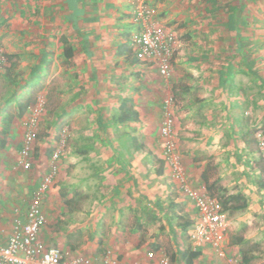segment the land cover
Segmentation results:
<instances>
[{"label": "rangeland", "instance_id": "1", "mask_svg": "<svg viewBox=\"0 0 264 264\" xmlns=\"http://www.w3.org/2000/svg\"><path fill=\"white\" fill-rule=\"evenodd\" d=\"M88 1L96 24L82 26L61 0H0V46L13 55L0 71V209L6 221L24 213L65 133L57 172L42 199L44 240L69 255L95 258L117 244L146 256L164 252L169 264H185L180 253L189 245L188 232L180 224L194 210L163 151L162 105L171 97L187 184H194L187 167L190 173L207 167L220 202L224 175H235L234 181L243 174L248 150L261 156L255 141L258 131L264 134V0H144L180 42L168 77L132 61L128 50L117 54L137 28L132 10L139 0H97L102 7L96 12L97 1ZM50 2L53 9L45 10ZM65 45L73 47L72 57ZM219 71L227 74L225 84L218 82ZM184 85L188 91L177 94L175 88ZM38 95L45 108L25 168L19 145ZM122 97L138 111V121L112 122ZM237 213H231L234 247L229 242L223 256L200 247L193 264H238L243 257L264 264V213L243 220Z\"/></svg>", "mask_w": 264, "mask_h": 264}, {"label": "built area", "instance_id": "2", "mask_svg": "<svg viewBox=\"0 0 264 264\" xmlns=\"http://www.w3.org/2000/svg\"><path fill=\"white\" fill-rule=\"evenodd\" d=\"M132 17L137 28L130 37L129 45L137 63L155 67L163 77L170 76L173 73L172 61L180 50L176 32L163 25L144 0L137 1L132 10ZM6 62V55L0 46V67ZM171 100V97L164 99L159 132L163 138L164 154L168 157L174 175L179 180L183 192L191 198L195 206L196 215L188 231V240L194 251L205 245L218 251L226 238L228 218L220 202L210 195L204 186L192 188L185 180L176 151ZM44 108L45 99L41 95H38L29 107L19 150V162L25 168L30 167L32 163L36 127ZM65 139L64 133L61 135L60 144L53 151L47 172L33 189L24 213L12 218L9 233L0 238V264H169V257L164 252L157 256H147L145 260L135 258L126 261L120 258L114 249L105 247L97 257L92 258L69 255L59 246L44 240L41 228L46 223V213L42 199L57 172V159L62 153ZM256 142L264 159V134L261 131L256 133Z\"/></svg>", "mask_w": 264, "mask_h": 264}, {"label": "crops", "instance_id": "3", "mask_svg": "<svg viewBox=\"0 0 264 264\" xmlns=\"http://www.w3.org/2000/svg\"><path fill=\"white\" fill-rule=\"evenodd\" d=\"M86 1H88V0H61L60 3L62 4V7L65 8L66 12H68V15L71 16V18H73V19H77L78 20V23L80 25L84 26L88 22L89 23H91V22L93 23L94 22V24H96V22H95V18L96 17H94V16L92 17V15L88 12V9H90V6H89V4H87ZM91 1H94V0H91ZM91 1H88V2H91ZM97 4L98 5H95L94 4L92 6V8H93L92 11L93 12H96L98 8L100 9L102 7V6H100L101 2L97 1ZM107 4L108 3H103V7L107 6ZM124 5H126V4H124ZM53 7H54V4L52 2H50L49 5H47L46 8H44V9L45 10H51V9H53ZM111 7H112V5H110V8ZM129 11H130V9H129ZM93 12H91V13L94 14ZM129 18H131V16H129ZM129 42H130V39L128 41V47H130ZM130 49H131V47H130ZM116 51H117V48H116ZM130 53L131 54L129 56L131 57L132 61L137 62L136 59L133 56L132 49H131V52ZM117 54L120 55L121 57L124 56V52H122L120 54L117 51ZM5 55H6V53H5ZM142 66H144V65H142ZM1 69H4V67L3 66L0 67V71H1ZM219 76L220 77H218V82L220 81L221 84H225V82L227 80V78H226L227 74L225 75V72L219 71ZM192 82H194V80ZM188 89H189V86L188 85H184V88L182 90H179V88H175L177 94H181L182 92L188 91ZM228 113L229 112H227L226 115L225 114L223 115V117L226 116L225 118L227 120L230 119ZM234 119L235 118L232 117V120H234ZM251 120L252 119H250V122H251ZM226 122H228V121H226ZM232 123H233V121H232ZM233 126L235 127V125H233ZM174 132H175V139L177 141L175 125H174ZM1 142H2V145L3 144H5V145L7 144V143H5L3 141H1ZM21 142H22V137H21V141H20V145H19V150L21 148ZM256 148H257L256 150H258V147H256ZM252 153H251V151L248 150V153L247 154H250V155L244 156L243 159H242V160H245L243 162L244 166L242 167L243 171L241 172L243 174L238 173L237 177L233 181L232 178H234L235 175L233 177H230L229 176L230 177L229 178L230 180H229L228 178L225 177L226 174L224 172L225 175L223 177L222 182H220L222 184V187L220 185V188L222 190H224V192L222 194L241 193L245 197V200H246V206H244L243 208L236 209V210H230V209H225L224 210L225 213H226V215H227L229 224H228V230H227V233H226V238H225L224 242L222 243L221 248L218 250V252H221L220 255H222V256L224 255L225 249H227L226 246L228 245L229 242L232 244V247H234V244H233V235L231 234V230L235 227L236 222H235V217H232V214L231 213L232 212H238L237 215H240L241 214L242 215V220H243V218H251V217H254L255 212L260 213V214L261 213H264V187H259V185H258L259 175L260 174H259V167H258V164L257 163H258L259 159L261 158V156L259 155V157H255V156L252 155ZM120 165H121V168L123 170H125L124 172H127L128 171V169H127V167H126V165L124 163L121 162ZM245 165L247 167H245ZM190 168L191 167H187L186 173L188 175V178H189V176H191V178L193 180L192 179H190V180L194 184L191 185V186L189 185V186L192 187V188H195V187H199V186L202 185L206 189V184H205V182L203 180V177H207V175L205 174V171H207V169H206L207 167H204V168L200 169L199 171H196L195 169H193L194 171H191V173H190ZM232 170H236V167H234L232 169H229L228 171H232ZM252 170L255 171L253 173V174L256 175L255 178H253V177L250 176V171L252 172ZM225 171H227V170H225ZM193 172H194V174H193ZM229 174H231V172H229ZM184 177H185V180H186V176H184ZM175 178H176V176H175ZM207 180H208L209 183L214 182V180L209 181L208 178H207ZM178 182H179V180H178ZM214 188H215V186H214ZM206 191H207V189H206ZM210 195H212V194H210ZM184 196H185L186 199H188V200H190L192 202V204H193V210H194V215L191 216V217H188L189 219L186 218L182 222V223H184V222L187 223V227H186L185 231L187 230V232H188L189 229L192 227V222H193V219H194V217L196 215V210H195V206H194V203L191 200V198H189L186 194ZM154 205L160 206V204H159L158 201H154ZM5 216H6V214L3 212V210L0 209V238L1 237L2 238L6 237L7 234L9 233L10 229H11V221L12 220L9 219L8 221H6L5 220ZM186 216H188V215L186 214ZM236 218H237V220L241 219L240 216L239 217H236ZM180 226H181V224H180ZM182 229H183V227H182ZM47 232H48V230H47ZM54 233L55 232H52V234H50V237ZM41 236H42V229H41ZM230 236H231V238H230ZM187 238H188V233H187ZM188 242H189V240H188ZM47 243H49V242H47ZM49 244H52V243H49ZM112 246L113 247H110L109 246L108 248L114 249L118 253L119 257L122 258V259H124V260H126V261H131L132 259H135V258H139V259L145 260V258L147 257L146 255H143V253H141V251L139 249H136L135 247H132V248L127 247L126 248V247H122V246L117 245V244H112ZM187 248L189 250H192L191 249L190 242H189V245H188ZM200 249L201 248H197V250H195V251L199 252L198 250H200ZM192 251H194V250H192ZM245 258L246 257H243L242 258L243 261H244V262L242 261L243 263H238V264H250V260L248 259V257H247L248 261ZM193 261H194V259H193ZM227 264H236V263L234 261H232V262L229 261V263L227 262Z\"/></svg>", "mask_w": 264, "mask_h": 264}, {"label": "trees", "instance_id": "4", "mask_svg": "<svg viewBox=\"0 0 264 264\" xmlns=\"http://www.w3.org/2000/svg\"><path fill=\"white\" fill-rule=\"evenodd\" d=\"M236 13H232L230 18V26L235 27L236 24ZM128 50L131 52L130 47L125 48L122 45L117 46V51L121 54L122 52ZM63 51L66 55V57H72L74 53V49L71 45H65L63 48ZM13 57L12 54H6V58L9 61ZM99 121H101L100 117H98ZM112 122L116 124H124L128 122H135L139 119V113L138 111L133 107V105L129 102L127 97H123L118 105V110L116 113L112 114L111 116ZM135 141V137L132 136V142ZM134 146H136L135 143H133ZM258 167H259V187H264V159L261 156V158L258 161ZM203 180L206 184V189L210 194H213L215 183H209L207 180V177H203ZM220 204L223 210L230 209V210H236L243 208L246 206V200L245 197L241 193H231V194H222L220 196ZM181 226L185 230L187 227V223H181ZM198 255L197 251L189 250L188 248H185L180 253V258L183 260L185 264H193V259ZM247 261L248 259L245 258Z\"/></svg>", "mask_w": 264, "mask_h": 264}]
</instances>
